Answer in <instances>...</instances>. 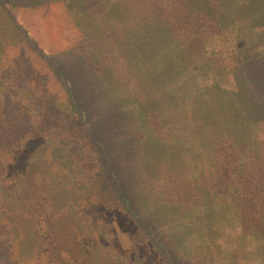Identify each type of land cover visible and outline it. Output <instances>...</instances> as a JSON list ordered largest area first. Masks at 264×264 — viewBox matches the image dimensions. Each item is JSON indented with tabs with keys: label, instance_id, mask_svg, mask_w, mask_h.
<instances>
[{
	"label": "trees",
	"instance_id": "16d2710c",
	"mask_svg": "<svg viewBox=\"0 0 264 264\" xmlns=\"http://www.w3.org/2000/svg\"><path fill=\"white\" fill-rule=\"evenodd\" d=\"M241 1L83 0L74 112L23 50L52 0H0V264H264V0Z\"/></svg>",
	"mask_w": 264,
	"mask_h": 264
},
{
	"label": "rangeland",
	"instance_id": "374dc122",
	"mask_svg": "<svg viewBox=\"0 0 264 264\" xmlns=\"http://www.w3.org/2000/svg\"><path fill=\"white\" fill-rule=\"evenodd\" d=\"M16 1L23 2V0ZM241 3L248 7L258 5V2L255 0H242ZM124 4L126 8L131 5L129 2H124ZM16 14L18 16L20 13L16 12ZM71 15L74 19L70 18ZM25 21L28 31L32 33L35 38V41H32L30 44V46L34 48L31 49L29 45L22 41L20 42V40L18 41V39L16 40L17 42L15 40L12 42L14 44H24L23 50L30 56V63L33 62V60L36 61V70L43 72L46 65L54 72L59 73L61 77H65L66 83H68V86L72 89L70 99H72V104L74 105L71 106V109L74 112H78V108L83 109V96L86 95V90H84L83 93V35L80 34L83 33V0H52L46 17H33ZM123 24L125 27L129 25L128 21L123 22ZM36 44H40L45 49V59H40L38 56L40 54L34 51L36 49ZM13 50L14 49H12V51ZM45 75L47 77L48 89H50L51 92L53 91L54 93H52L55 94L57 98L55 102L53 101V105L57 108L58 114L56 116V124H58V127L54 130L62 131L75 138L76 146L81 149L83 154V141L86 139V137H84L85 129L83 128V116L80 115V120L73 114V111L71 114L63 112L64 109L59 107L60 104L57 103L59 99L63 98V93L59 91L61 89L60 84L56 78L54 79V77H50L47 74ZM85 87L87 86L85 85ZM92 100H87L85 104L90 109L95 127H99L100 117L97 114L99 105L95 100ZM103 135L105 138L106 134L103 133ZM60 154L61 153L56 150L53 157L56 158L60 156ZM189 236H191V238L194 237L193 233H189L187 237ZM185 238L186 235H184V239Z\"/></svg>",
	"mask_w": 264,
	"mask_h": 264
}]
</instances>
